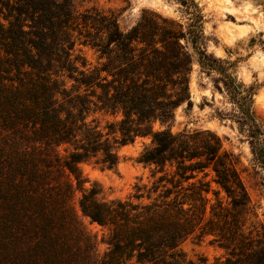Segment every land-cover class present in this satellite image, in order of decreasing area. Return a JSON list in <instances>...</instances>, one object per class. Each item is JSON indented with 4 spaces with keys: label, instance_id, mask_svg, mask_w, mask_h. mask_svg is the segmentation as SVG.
Segmentation results:
<instances>
[{
    "label": "trees",
    "instance_id": "16d2710c",
    "mask_svg": "<svg viewBox=\"0 0 264 264\" xmlns=\"http://www.w3.org/2000/svg\"><path fill=\"white\" fill-rule=\"evenodd\" d=\"M177 1L192 16L186 32L156 14L122 28L117 11L91 0H0V264H187L180 245L204 238L224 255L196 264H264V226L234 155L210 130L173 131L175 111L192 106L182 41L202 73L218 76L232 105L218 116L248 141L264 186L254 88L202 47L194 1ZM96 114L113 120L100 126ZM144 138L135 162L148 184L124 201L82 192L80 164L116 170L120 150ZM76 191L81 216L105 232L101 256Z\"/></svg>",
    "mask_w": 264,
    "mask_h": 264
},
{
    "label": "rangeland",
    "instance_id": "374dc122",
    "mask_svg": "<svg viewBox=\"0 0 264 264\" xmlns=\"http://www.w3.org/2000/svg\"><path fill=\"white\" fill-rule=\"evenodd\" d=\"M105 9L111 8L120 15V26L129 28L140 18L159 15L174 21L186 32L192 16L184 12L177 0H91ZM196 15L202 21V47L207 54L226 62L230 74L245 87L254 88L253 110L264 124V0H193ZM200 20V19H199ZM182 44L192 54L190 76L191 107L182 105L175 111L173 131L210 130L222 140L223 149L234 155L237 169L254 206L256 218L252 220L264 226V186L262 172L252 164L248 141L238 133L237 125L229 118L218 114L232 111L227 95L214 88L216 74L202 73L197 56L191 46ZM88 64L95 65L97 54L89 48H80ZM222 87V84H220ZM104 126L113 120L108 115L96 114ZM149 144V139H137L134 144L120 150V163L116 170H108L94 163H82L79 172L84 179L82 192L94 187L106 201H124L135 195V187L150 182V171L135 162L140 151ZM81 191H76L73 204L85 229L96 237L97 252L101 256L106 246L101 242L104 230L81 216L78 200ZM134 200V199H133ZM135 201V200H134ZM187 264H196L200 258L213 262L224 252L210 242L209 238L188 239L180 245Z\"/></svg>",
    "mask_w": 264,
    "mask_h": 264
}]
</instances>
